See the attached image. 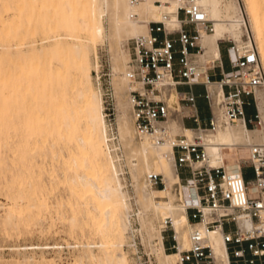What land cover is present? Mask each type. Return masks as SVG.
I'll return each mask as SVG.
<instances>
[{"label":"rangeland","instance_id":"rangeland-1","mask_svg":"<svg viewBox=\"0 0 264 264\" xmlns=\"http://www.w3.org/2000/svg\"><path fill=\"white\" fill-rule=\"evenodd\" d=\"M22 1V11H31V15L24 12L16 14ZM29 1L34 5L31 10L28 0H0L4 19L20 21L25 27L24 36L0 38L1 61H5L10 52L23 54L32 49L42 51L56 41L89 45L91 86L93 89L99 87L101 91L108 141L130 204L132 221L127 241L120 243L115 238V244L109 247L117 255L127 252L130 264H163L158 256L160 240L156 239V245L151 246L145 241L141 230V201L131 172L128 150L119 134L122 117L129 119L133 125L129 101L132 84L125 90L126 102L129 101L127 107H120L116 86L118 75L122 73L120 68L125 62L121 58L120 48L129 53L127 56L130 58L129 42L132 37L122 39L119 47L117 43H112L106 34L110 28L107 16L104 17L105 35L97 37L96 43L93 36L85 31L73 32L63 28H58L59 31L46 30L42 26L49 18L56 16L61 19L58 12L60 1ZM238 1L250 25V34L246 32L244 37L247 39L252 33L254 46L260 50L245 1ZM26 27H34V31ZM55 65L61 66V62L56 60ZM70 76L74 83L61 85L54 75L53 64L46 63L38 77L41 90L36 94L27 92L23 101L16 99L18 93L7 84L0 87V264H100L92 256V252L101 256L104 248V238L91 214L95 211L94 207L84 203L83 194L71 187L67 177L77 169L70 160L79 155L76 137L81 135L82 130V121H79L82 102L78 91L87 85L84 72L73 69ZM257 113L260 114L258 108ZM73 117L78 119L76 121L80 127L74 134H69L67 128L73 122ZM259 120L260 117L254 119L249 127L254 128ZM169 125V128L179 127L177 131L171 130L173 134L182 132L174 118ZM135 142H141L136 133ZM152 167L153 172L158 173L157 165L153 164ZM163 187L153 188L158 190ZM177 191L187 197L185 190ZM160 221V218H156L157 224ZM174 232L172 223H165L162 227L164 243V236L173 239ZM164 250L174 252L168 250L166 245Z\"/></svg>","mask_w":264,"mask_h":264},{"label":"bare ground","instance_id":"bare-ground-1","mask_svg":"<svg viewBox=\"0 0 264 264\" xmlns=\"http://www.w3.org/2000/svg\"><path fill=\"white\" fill-rule=\"evenodd\" d=\"M59 1L58 12L61 19L59 20L56 16L49 18L42 27L46 30L56 29L55 31H59L58 28L73 32L85 31L93 36L95 43L97 37L105 35V16L110 22V28L106 34L112 43H117V47L121 45V40L126 37L133 38L145 34L147 22L150 19L160 20L168 16L165 19L168 24L172 26L177 24L174 14L177 8L176 0H170L169 4L163 3L161 5L155 0ZM244 1L251 28L260 48L258 50L264 68V0ZM23 4V1L18 4L16 14L20 15L24 12L31 15V11H22L21 6ZM202 4L215 24L214 32L206 34L207 37L204 35L207 40L206 51L208 54L205 57L219 56V40L224 38L233 39L240 45H254L252 33L247 39L244 37L246 32L250 34V25L238 0H202ZM5 6L8 8L7 2ZM33 7V3L28 0L29 10ZM134 15L136 16L134 17ZM26 29L34 31V27H26ZM24 35L25 27L23 24L20 21H6L0 11V38ZM88 48L89 45L86 43L73 44L66 41H56L50 48L42 51L32 49L23 54L10 52L6 55L5 61L0 59V87L7 84L19 94H16V99L23 101L26 99L27 92L36 94L41 90L38 77L41 74L42 66H45L46 63L53 64L54 75L61 85L68 82L74 83L70 76L73 69H78L87 76V85L78 91L82 102L79 113L82 130L81 135L76 137L77 154L79 155L70 160V163H73L77 169L67 177L71 187L83 194L84 203L87 206L93 205L95 211L91 214L95 218L99 233L104 238L102 255L92 252V256L97 258L100 264H130V257L127 252L117 255L114 249L109 247L115 244V238H118L120 243L127 241L130 237L129 231L132 229V221L129 213L130 204L108 141V131L105 118L102 115L101 91L99 87L93 89L91 86ZM120 53L125 62L120 68L122 73L118 75L116 86L120 107H127L129 101L126 102L125 90L132 84L128 78L127 60L129 56L127 54L129 53L122 47ZM56 60L61 62V66L55 65ZM216 90L220 94L222 93L219 84ZM217 94L218 92H213L212 97L215 101L216 113L219 115L216 105ZM257 103L261 120L257 122L258 126L255 128L247 127L242 119L235 124L222 126L216 131L202 132L211 156V164H222L224 158L239 146L248 147V156L250 144L258 143L264 148V87L257 88ZM72 120L73 122L67 128L69 134H74L76 129L80 127L76 117H73ZM178 129V126L171 128L173 131ZM185 130L189 132V136H192L194 132L192 129L186 128ZM135 133L130 120L122 117L119 122V134L122 143L128 150L131 172L141 201L139 212L141 230L145 241L151 246L156 245V239L160 240L161 251L158 256L163 264H176L179 253L176 251L169 253L164 250L162 227L170 221L175 229L180 247L189 246V233L192 225L188 218L186 205L190 190L185 186L187 197L183 192L176 190V185L180 183V175L176 166L172 141L168 140L157 144L152 137L142 136L141 142L136 144ZM242 149L244 148L242 147ZM82 153L85 155L82 156ZM134 160L137 161L134 162ZM153 164L157 165V172L163 175L165 182V186L158 190H155L147 180L148 174L154 170ZM226 167L229 173L235 174L237 172L236 163L233 160L226 163ZM90 208L89 206L88 213ZM156 218L161 219L159 224L156 223ZM242 224L248 227L251 223L249 220H243ZM206 235L211 239L215 254L227 263V251L221 230L209 231L206 232Z\"/></svg>","mask_w":264,"mask_h":264},{"label":"built area","instance_id":"built-area-1","mask_svg":"<svg viewBox=\"0 0 264 264\" xmlns=\"http://www.w3.org/2000/svg\"><path fill=\"white\" fill-rule=\"evenodd\" d=\"M176 1L177 24H168V16L148 20L147 32L130 39L128 61V78L132 82L129 101L136 136H150L157 144L172 141L179 175V168L183 167L190 174L185 178L180 175L181 182L176 185V190L181 186L190 190L186 205L192 225L190 244L181 248L174 232L170 248L179 253L177 264H264V148L258 143L250 144L247 162L253 169L248 178L241 164H236L235 174L229 173L224 163L211 164L202 136L204 131H216L242 119L246 122L248 105L255 107V119L259 117L257 88L264 87V68L258 47L222 39L229 43L235 60L233 69L223 73L217 82L222 89L216 101L219 115L211 92H207L212 112L208 128L193 116L197 126L190 128L194 131L192 136L173 134L169 122L180 109L172 96L182 95L179 100L195 106L196 96L179 91L178 85L195 83L202 75L191 58L192 49L203 54V37L215 29L202 0ZM155 2L169 4L170 0ZM147 180L153 187L165 186L160 173L148 174ZM243 220H249L250 226H244ZM217 229L222 232L227 263L215 254L206 235Z\"/></svg>","mask_w":264,"mask_h":264},{"label":"crops","instance_id":"crops-1","mask_svg":"<svg viewBox=\"0 0 264 264\" xmlns=\"http://www.w3.org/2000/svg\"><path fill=\"white\" fill-rule=\"evenodd\" d=\"M205 37H207V35ZM204 38L202 40V44L205 48L204 53L197 54L196 52L197 49L194 48L192 49L193 54L191 55L193 62L199 66L202 75L198 78V81H196L195 83L192 84L182 83L178 85L179 91L193 93L196 96L195 106H192L186 100L183 99L179 100L178 98H181L182 95L180 96H177V94L174 95L175 100H177L178 108L180 109V111L176 113L174 119L177 120L178 123L180 124V130L182 131L181 133H187L185 130L186 128H194L197 126V123L194 121L193 116H197L199 118V122L202 127L208 128L209 120L211 118L212 112H211V100L207 97V92L212 91L211 94H213V92H218V90H216L218 87L217 82L222 78L223 73L233 69V61L235 60V55L231 50H229V43L224 42L222 39H220L219 56H216L214 58H208L205 57L208 54L206 51L207 40L206 38L205 39ZM178 57L179 55H177V61H176L177 66H179ZM205 58H207V60H205ZM255 113H256L255 107L253 105H248L247 119L245 122L247 127L251 125L250 124L251 122L249 121L250 118L252 119V122L254 121ZM256 126H258V124ZM242 147L244 149H242ZM247 158H248V147L239 146L236 150L232 151L229 156H226L224 158L223 163L226 165V163H229L231 160H233L234 163L241 164L244 167L243 170L245 175L250 177V173L252 172L253 168L251 167L250 163L247 162ZM179 172L182 178L188 177L190 175L189 170L184 167L179 168ZM181 190H185L186 192L187 188L185 186H181ZM164 239H165L164 245H166V247H171L173 244V239L167 237H164Z\"/></svg>","mask_w":264,"mask_h":264},{"label":"trees","instance_id":"trees-1","mask_svg":"<svg viewBox=\"0 0 264 264\" xmlns=\"http://www.w3.org/2000/svg\"><path fill=\"white\" fill-rule=\"evenodd\" d=\"M251 175H252V173H250V177H251ZM248 177V176H247ZM249 178V177H248ZM168 248V250H170L171 248L170 247H167Z\"/></svg>","mask_w":264,"mask_h":264}]
</instances>
